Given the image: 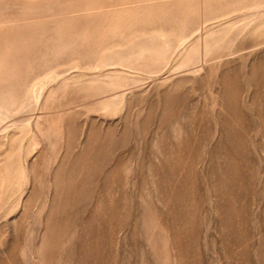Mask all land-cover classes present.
<instances>
[{"label":"rangeland","instance_id":"rangeland-1","mask_svg":"<svg viewBox=\"0 0 264 264\" xmlns=\"http://www.w3.org/2000/svg\"><path fill=\"white\" fill-rule=\"evenodd\" d=\"M0 264H264V0H0Z\"/></svg>","mask_w":264,"mask_h":264}]
</instances>
